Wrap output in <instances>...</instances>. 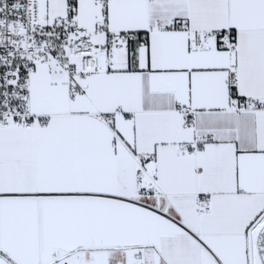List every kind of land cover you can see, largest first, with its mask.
Returning <instances> with one entry per match:
<instances>
[{"label":"snow or ice","instance_id":"6c2138e0","mask_svg":"<svg viewBox=\"0 0 264 264\" xmlns=\"http://www.w3.org/2000/svg\"><path fill=\"white\" fill-rule=\"evenodd\" d=\"M0 264H264V0H0Z\"/></svg>","mask_w":264,"mask_h":264}]
</instances>
